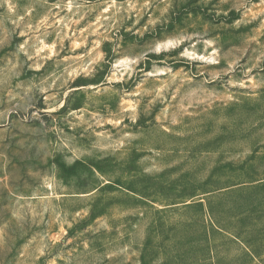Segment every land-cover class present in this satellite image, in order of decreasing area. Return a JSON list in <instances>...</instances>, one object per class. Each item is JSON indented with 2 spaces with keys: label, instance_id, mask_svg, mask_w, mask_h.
Wrapping results in <instances>:
<instances>
[{
  "label": "rangeland",
  "instance_id": "rangeland-1",
  "mask_svg": "<svg viewBox=\"0 0 264 264\" xmlns=\"http://www.w3.org/2000/svg\"><path fill=\"white\" fill-rule=\"evenodd\" d=\"M0 264H264V0H0Z\"/></svg>",
  "mask_w": 264,
  "mask_h": 264
}]
</instances>
